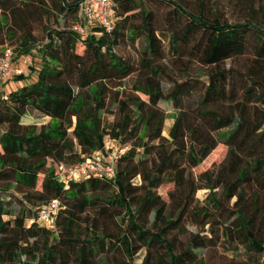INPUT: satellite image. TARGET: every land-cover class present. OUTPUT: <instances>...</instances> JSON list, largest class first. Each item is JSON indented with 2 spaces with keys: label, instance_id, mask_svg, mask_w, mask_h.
Instances as JSON below:
<instances>
[{
  "label": "trees",
  "instance_id": "1",
  "mask_svg": "<svg viewBox=\"0 0 264 264\" xmlns=\"http://www.w3.org/2000/svg\"><path fill=\"white\" fill-rule=\"evenodd\" d=\"M81 1L0 0V32L15 49L7 47L17 57L36 51L41 61L35 81L0 97V264H92L95 257L102 264H134L144 248L143 264H207L201 251L215 245L217 222L224 239L262 253L264 241L254 233L247 202L248 187L258 183L264 192V20L232 23L166 0L177 21L187 20L170 30V49L180 60L194 58L202 65L199 75L207 77L197 108L183 110L182 97L195 78L191 74L165 92L156 62L166 56L145 0H115L113 31L87 38L72 29ZM60 16L71 17L70 28L46 26L47 42L39 41L30 24L59 22ZM141 37L146 45L138 63L117 51L124 41ZM251 37L253 66L243 74L223 67L247 52ZM150 72L160 76L147 77ZM136 73L121 100L117 83ZM161 101H172L178 110L169 137L163 135L168 116ZM108 102L118 107L113 122L104 120ZM30 111L48 122L25 123ZM224 129H231L229 136L219 133ZM106 136L133 146L120 158L114 179L91 177L66 189L38 162L79 164L104 147ZM221 143L229 147L223 161L196 177L193 168ZM138 148L155 153L154 160L123 166ZM138 175L141 186L133 184ZM167 180L176 184L170 201L157 192ZM107 187L114 189L108 197ZM200 189H209L204 205L195 198ZM53 200L64 206L58 234L36 222L39 208ZM185 219L200 230L177 250L171 235Z\"/></svg>",
  "mask_w": 264,
  "mask_h": 264
},
{
  "label": "rangeland",
  "instance_id": "2",
  "mask_svg": "<svg viewBox=\"0 0 264 264\" xmlns=\"http://www.w3.org/2000/svg\"><path fill=\"white\" fill-rule=\"evenodd\" d=\"M49 3H52L54 0H47ZM180 4L186 5L189 9L196 13H207L212 18L220 17L221 19L227 20L229 22H240V21H251L256 20L259 23H262L264 20V0H180ZM146 5L149 6L154 16L152 18L158 28L157 35L159 36L160 40L162 41V48H163V55L166 56V60H159L156 62V66L160 67L161 73L164 79L162 82V86L165 92H169L173 88L174 83L185 82L189 80V75L194 76V81L188 82L190 84V89L188 91V95L182 97L180 108L183 110H190L196 109L200 96L203 93L204 82L207 81V77L200 76V72L202 70V65H200L194 58L186 57L185 60H180V58L176 57V53H174L170 49L169 43V33L172 29L182 28L185 23L187 22L186 18H181L176 20V11L166 4V0H145ZM60 21L52 20L50 21L48 18L43 20L42 23H38L37 21H33L30 24L34 34L37 36L39 41L42 43H46L47 39L45 38L44 28L46 26H50L53 29L59 30L70 28L72 23L71 17H64L60 16ZM140 20V19H139ZM171 23L178 26L171 28ZM2 32V31H1ZM0 32V54L7 46H14L11 44L12 41L8 36H6L5 32ZM250 42L254 41L253 37L250 38ZM1 42L3 44H1ZM250 43L247 49V52L240 56L228 59L224 64L223 67L232 69V72L235 73H242L246 72L249 67L253 66L255 59H254V48L252 47L253 43ZM146 42L145 38L141 37L135 43L124 41L121 44L117 51L125 58L130 59L136 63L140 60L142 56V52L144 51ZM15 49V48H14ZM82 47L79 48V51H82ZM32 56V65L26 66L18 60L19 57L16 56L13 64V70L23 69L25 73V80L20 81L17 79L21 75H13L11 78L5 79L0 77V97L8 96L12 91H15L21 88L25 84H29L37 79L38 70L41 64L40 58L37 56L36 51L31 54ZM154 76L153 72L147 74V77H154L158 78V76ZM138 74H132L129 79L125 81L118 82V84L122 85L120 88V99H124L126 94L131 92L132 81L137 77ZM144 100H147L148 97L145 95H141ZM107 107L109 109V114L104 115V120L106 122H113L115 118V114L117 112V105L111 102H108ZM159 107L166 113L168 119L165 123V128L163 131V135L165 137H169V127L174 122L173 117L177 114V109L175 104L172 101H161L159 102ZM47 117H43L40 113L36 111H30L25 118V123H32L38 124L39 126L43 123L48 122ZM76 120V119H75ZM74 120V121H75ZM225 133L226 135H230L231 129H224L221 133ZM114 141L113 145H115V149L119 148H126L125 153L123 156L133 148L131 142L124 143L122 139H116L111 136H106L104 139L105 144L111 140ZM119 140V141H118ZM154 144H158L155 142ZM123 148V149H124ZM228 145L226 143H221L217 146V148L212 152L209 158L206 159L198 167L193 168L194 175L196 177L199 176L203 171L207 170L211 167L212 163L216 162L217 164L223 161L227 152H228ZM101 149L96 150L99 152ZM137 154L134 157L133 161H124L123 166H134L138 162H148L150 164L155 157V153L151 155L143 154V151L138 148L136 150ZM40 164H44L48 170L52 178L55 180L60 181V172H59V165L56 164L53 160L46 158L38 160ZM41 178V177H40ZM133 184L137 186L142 185L141 176L138 175L133 179ZM175 182H170L167 180L159 188H157L158 194L162 196L163 199L166 201H170V192H173L175 189ZM113 188L107 187L106 195L111 196L113 192ZM218 196L221 195V190L216 189ZM209 194V189H200L197 191L195 198L197 203L200 205L205 204V200ZM248 194L249 199L247 202V214L250 217H253L252 221V228L254 233L258 235V237L264 241V192L263 186L259 185L258 183L254 187H248ZM235 199L232 200V203ZM235 217H233V220ZM218 222L214 225V231L217 234L214 236L215 245L206 250H202L201 254L204 255L207 264H264V251L262 253H255L250 251L246 244L240 245L239 242L230 241L229 239H224L222 236V228L218 226ZM236 224H239L236 222ZM201 227V226H200ZM114 225L111 223L109 225V230L113 231ZM208 228V227H207ZM200 229L190 220H184L183 223L179 228H177L171 235V238L175 241V246L177 250H182L185 248V244L188 240L192 238V236L197 233ZM60 232L59 228L54 229V233L58 234ZM219 234V237H218ZM246 234V233H244ZM246 235H243V242L245 241ZM146 249H142L134 258V264H143L144 259L146 257ZM109 260L112 263L111 255L109 254ZM92 264H102L101 258L98 259L95 257Z\"/></svg>",
  "mask_w": 264,
  "mask_h": 264
},
{
  "label": "built area",
  "instance_id": "3",
  "mask_svg": "<svg viewBox=\"0 0 264 264\" xmlns=\"http://www.w3.org/2000/svg\"><path fill=\"white\" fill-rule=\"evenodd\" d=\"M116 23L115 0H83L78 8V22L72 28L81 38L98 37L103 33H111ZM16 54L11 47H6L0 54V77L11 78L13 75H23L25 70H13ZM26 66L32 65V56L24 55L18 58ZM115 139L104 144L95 154L86 156L79 164L68 166L59 164L60 182L68 189L72 182H79L88 178L114 179L120 158L126 148L115 149ZM119 141V140H118ZM64 209L59 200H53L38 210L36 222L48 229H56V221Z\"/></svg>",
  "mask_w": 264,
  "mask_h": 264
},
{
  "label": "flooded vegetation",
  "instance_id": "4",
  "mask_svg": "<svg viewBox=\"0 0 264 264\" xmlns=\"http://www.w3.org/2000/svg\"><path fill=\"white\" fill-rule=\"evenodd\" d=\"M170 128V126H168Z\"/></svg>",
  "mask_w": 264,
  "mask_h": 264
}]
</instances>
